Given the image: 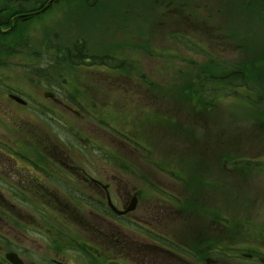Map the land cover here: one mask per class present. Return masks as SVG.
Segmentation results:
<instances>
[{"label":"rangeland","instance_id":"1","mask_svg":"<svg viewBox=\"0 0 264 264\" xmlns=\"http://www.w3.org/2000/svg\"><path fill=\"white\" fill-rule=\"evenodd\" d=\"M94 1L95 6H90ZM16 2L17 0H0V10L4 11L0 14L3 31L0 32V88L15 89L11 93L21 91V97L31 104V108L27 112H21L6 92H1L0 115L13 117L17 122V131L25 127L44 130L51 146L56 141L64 149L73 143L77 147L76 153L82 155H78L77 161L93 162L105 178L112 177L115 170L111 164L118 160V154L123 156L119 151L120 147H116L120 146L119 138L109 132L112 128H109L106 137H102L106 133H98L99 128L87 125L89 119L83 120L82 117L70 113L60 114L52 109L50 102L44 101L45 93L54 92L56 89L63 93V89L57 85L52 86L51 90H45L48 84L83 80L79 70H73L75 73L72 71L73 65L69 60L70 57L74 59L77 52L75 44H79L85 54L108 57L112 69L106 68L110 71H98L97 67H92V70L84 72L86 80L83 81L91 80L109 85L111 88L108 93L112 95L110 99L114 105L109 111L111 125H128L132 134L136 138L139 135L138 139H142L141 151H134L136 147L132 143L121 146L125 158L132 161V164L127 165L129 170L126 172V186L122 188L121 200L124 192L127 199L129 192L141 191L139 207L131 218L142 220L143 225H148L145 224L148 220H158L159 216L164 223L169 221L168 225L160 226L159 235L165 237L168 234L166 237L170 235L173 238L165 227L171 228L173 220L176 228L177 222L166 209L159 207L156 198L169 194V198L173 197L182 204L188 198L197 201L200 195L208 194L214 199L213 206L217 209L206 210L204 213L224 219L221 224L229 228L233 235V241L226 244L227 248L233 250L235 246L242 250L226 252L231 257L228 260L222 259V264H233V254L238 257L241 252L257 253L264 257V200L252 204L247 202V197L250 201L252 195L264 199V154L259 151L264 148V88L259 85L262 84L259 82L260 78H253L252 93H243L250 94V98H247L250 106L247 107L243 95H237L240 101L233 102L234 87L230 85L233 79L228 76L229 64L237 59L233 55L235 43L251 44L248 46L250 51L260 52L262 49V0ZM250 4L253 5L252 10L247 7ZM184 37L191 41L180 42L178 38ZM81 64L85 65V61ZM222 77L229 79L221 80ZM125 79L133 80V85L119 81ZM147 81L151 82L150 86L146 84ZM69 94L75 97L73 92ZM99 99L109 100L103 93H99ZM158 99L167 101V110L170 112L159 111ZM182 103L185 107L178 109L177 106ZM40 105L51 111H48L44 119L39 120L36 110ZM138 105L141 106L140 111ZM138 119L143 124L142 136L138 132L141 129L136 130L140 127L135 128V120ZM90 132H96V135ZM235 133L237 136L243 135L242 140H238V148H245L233 152V144L231 151L226 148L222 150V154L218 152V155L213 156L212 151L216 146L218 150L221 149L220 143H229ZM247 133L251 138L262 139L254 140L251 148L245 139ZM166 135L167 150H170L172 143L174 145L172 156L168 155L166 159L171 160L170 164L175 161L169 167L170 170L168 169L169 175H162L156 168L166 160L162 154H158L156 141ZM89 137L96 139L102 149L82 142ZM128 137L133 138L132 135ZM90 146L95 147L94 150L90 149L86 153V147ZM182 151L189 153L182 156ZM200 151L203 156L209 155L203 159ZM65 156L75 159L73 153H65ZM209 161L213 166L206 163ZM244 166L246 169H240ZM233 170L248 172L249 177H252L249 185L254 186L246 188L233 182ZM55 205L57 203H14V216L20 228L14 221L13 242L24 246V250L20 249L24 257L38 259L45 252L40 250L41 246H37L38 250L33 245L34 240L40 241L36 233L22 228L29 224L37 225V216H46V222L55 221L51 218ZM166 207L171 208L168 204ZM173 211L175 214L176 210ZM233 220L238 222L237 227H233ZM247 222L252 224H248L246 229L244 226ZM18 229L21 231L17 232ZM137 233H145V230L132 227L123 230L121 235L129 242H136ZM136 243L142 248L140 242ZM162 245L163 242L159 244ZM121 253L122 251L112 248L109 261L118 264L119 261L115 258ZM66 254L67 261L73 264L80 261L79 257L74 258L73 253ZM178 254L180 256L175 253L169 256L171 263L185 264V256ZM139 255L133 250L128 251L122 263L143 264V258L140 259ZM158 255L161 257L162 251ZM53 258L58 259L60 256L53 254ZM145 258L147 264H152L148 256ZM162 260L158 258L156 264H164ZM236 263L259 264L242 258Z\"/></svg>","mask_w":264,"mask_h":264},{"label":"flooded vegetation","instance_id":"2","mask_svg":"<svg viewBox=\"0 0 264 264\" xmlns=\"http://www.w3.org/2000/svg\"><path fill=\"white\" fill-rule=\"evenodd\" d=\"M261 6L264 8V2L261 3ZM233 40L237 41L235 38ZM240 43V45L235 43L236 46L233 47V55L237 59H233L231 62L233 79L231 85L234 87L232 99L233 102L240 101L237 95H243L246 100L244 104L249 107L250 103H248L247 98H250V94L244 95L243 93L244 91L252 93L253 78H260L259 82L261 81L262 84L259 85L264 88V44L262 49V67L258 68L255 67L253 50L250 51L246 43ZM75 53V56L79 55V52ZM256 57L259 58V55ZM103 86H105L106 90L110 87L109 85ZM86 87L89 91L98 90V86L93 83L88 84ZM94 96L92 94L91 98L88 99L89 108H86V114L84 115L78 109L81 107L75 103V100L69 103L67 99L55 98V100L51 101L52 109L60 114L70 113L77 117L90 118L86 124L99 128L98 133H106V135L102 136L106 137L109 122L105 118V120H102L103 126L99 123L100 114L98 108L102 104ZM28 105L18 104V108L21 109V112H27ZM108 105L110 104L107 103ZM46 109L51 111L49 108ZM249 121H251L250 118ZM15 126H17V122L13 120V117L0 115V264H11L6 259V256L8 253L13 252L18 253L23 260V264H73L65 259L67 256L66 252L73 253L74 258H80V261L75 260L77 261L75 264H110L111 246L116 245V240H120L118 246L122 249L121 258L124 259L127 251L133 250L137 254H143L140 257V259L143 258V264H147V258H145L147 256L152 264H156L158 258H162L161 262L164 264L167 262L173 264L169 260V256H173L174 253L176 255L182 253L185 256V264H222L221 240L222 233L224 230L227 231V227H222L221 220L217 216L207 217L202 212V210L206 211L207 208L213 211L217 209V207L213 206L215 205L213 203L214 199L208 194L201 195L199 200L196 201L199 206L198 212H195L191 207L188 210L176 211L175 214L172 200L156 198L159 201V207L166 209L165 211L177 222L176 228L173 226V220L171 228L165 227L174 236L173 238L170 235L166 237L168 234H165V237L159 235L160 226L163 227V224H169V221L164 223L163 219H159V216L158 220L156 218L148 220L145 223L148 226L143 225L142 220L132 219L131 216L134 213L117 217L111 211L109 198H111L118 209L125 210L131 200L130 198L138 193L140 204L141 191L129 192L127 199L125 197L127 194L124 192L121 200L122 188L124 189L126 186V172L129 170L127 165L132 164L131 159L125 158L126 156L122 153L121 146L134 144L136 149L133 147V150H140L141 142L136 137L129 138V141L118 139L120 146L116 147L118 149L120 147L121 150L119 151L123 156L118 154L119 161L114 160L115 162L111 164L115 170V175L105 178L104 174L93 162L77 161L78 155H82L76 153V146H66L62 149L57 145L56 141L51 146L44 130L25 127L21 131H17ZM90 133L92 134V132ZM92 135H96V132H93ZM242 136L241 134L239 136H237V133L234 134L233 144L235 146H233V152L245 148V146L242 149L237 146L238 140L241 141ZM94 138L89 137L86 141L82 140V142L97 145L102 149V146ZM245 139L251 146L254 140L262 138H251L250 134L247 133ZM102 143L105 144L104 142ZM94 148L93 146L86 147L85 151L87 153L90 149L94 150ZM106 150L108 151V149ZM216 150L215 148L212 151L213 156L218 155ZM259 151L264 154V148ZM65 153H73L75 159H72V157L68 158L69 156L66 157ZM200 154L203 156L202 152ZM208 155L205 154L203 159ZM208 160H210L209 157ZM201 161H203L202 157ZM206 163L213 166L211 161ZM158 165L157 168L155 167L158 173L162 175L168 174L162 173L158 169ZM240 169H246V166ZM229 176L231 178L230 173ZM251 180L252 177H249L248 172L233 170V182L237 185L251 188L254 186L249 185ZM155 187L157 188L156 185ZM261 199L264 200L260 196L252 195L250 201H248L247 197V202L252 204ZM200 200L203 204H201ZM17 202L21 204L33 203L35 205L57 203L54 207L52 206L53 213L51 218H54L55 221L46 222V216H42V218L37 216L38 221L35 222L37 225L29 224L27 227H21L27 231L35 232L36 236L40 238V241L37 239L38 241L34 240L33 243L36 248H38V245L41 246L42 249L40 250L45 252L42 255L40 254L38 259L24 257L20 253V249L24 250V246L13 242L14 221L18 223L19 227V222L16 220L13 210L14 203ZM166 204L170 205L171 208L167 209ZM157 215L158 213L154 217ZM164 217L166 218V214ZM178 223H180L179 226ZM248 224L251 225L252 222H247L246 226H243L247 229ZM236 225H239L238 222L233 220V227H237ZM132 227L148 231L147 234L137 233L136 240L141 243L140 246L143 249L138 247L137 241L129 242L122 237L121 232ZM16 231L20 232L21 229ZM160 234L162 235L163 233ZM161 242H163V245L159 246ZM144 249L148 252L144 251ZM59 251H62V253ZM161 251L163 255L160 257L158 253ZM234 251L242 250L233 246ZM46 252L50 253L47 254ZM53 254H58L60 258H53ZM240 258L259 264H263L262 261L264 259L263 256L257 253L246 254L241 252L238 257L233 254V264H237L236 261Z\"/></svg>","mask_w":264,"mask_h":264},{"label":"water","instance_id":"3","mask_svg":"<svg viewBox=\"0 0 264 264\" xmlns=\"http://www.w3.org/2000/svg\"><path fill=\"white\" fill-rule=\"evenodd\" d=\"M16 99L19 100L18 98H16ZM19 101H20V100H19ZM20 102H21V101H20ZM136 205H137V199H136V197H135V198L132 200L131 205H130V207L128 208V210H127L126 212L120 213V212H118L115 208H114V210H115L117 213H119V214H125V213H127V212L133 211V210L136 208ZM7 258H8L13 264H21L20 259H19L18 256L15 255V254H9V255H7Z\"/></svg>","mask_w":264,"mask_h":264},{"label":"trees","instance_id":"4","mask_svg":"<svg viewBox=\"0 0 264 264\" xmlns=\"http://www.w3.org/2000/svg\"><path fill=\"white\" fill-rule=\"evenodd\" d=\"M230 236H231V234H230ZM230 236H227V237H226V236H225V237L223 236V237H222V241H221V243H222V247L225 245V243H230V241H231V239H229ZM228 251H229V250H228L227 248H226V249L223 248V259H228V258H230V257L226 254V252H228ZM225 256H226L227 258H224Z\"/></svg>","mask_w":264,"mask_h":264}]
</instances>
